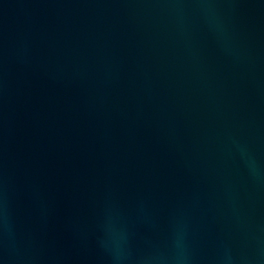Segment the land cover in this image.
Listing matches in <instances>:
<instances>
[{
    "label": "water",
    "instance_id": "water-1",
    "mask_svg": "<svg viewBox=\"0 0 264 264\" xmlns=\"http://www.w3.org/2000/svg\"><path fill=\"white\" fill-rule=\"evenodd\" d=\"M0 264H264V0H0Z\"/></svg>",
    "mask_w": 264,
    "mask_h": 264
}]
</instances>
